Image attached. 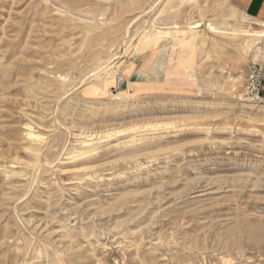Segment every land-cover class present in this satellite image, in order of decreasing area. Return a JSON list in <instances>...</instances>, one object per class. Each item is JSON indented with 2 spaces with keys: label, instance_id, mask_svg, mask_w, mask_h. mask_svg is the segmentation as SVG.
I'll use <instances>...</instances> for the list:
<instances>
[{
  "label": "rangeland",
  "instance_id": "374dc122",
  "mask_svg": "<svg viewBox=\"0 0 264 264\" xmlns=\"http://www.w3.org/2000/svg\"><path fill=\"white\" fill-rule=\"evenodd\" d=\"M258 23L235 0H0V264H264Z\"/></svg>",
  "mask_w": 264,
  "mask_h": 264
},
{
  "label": "built area",
  "instance_id": "2783aa9c",
  "mask_svg": "<svg viewBox=\"0 0 264 264\" xmlns=\"http://www.w3.org/2000/svg\"><path fill=\"white\" fill-rule=\"evenodd\" d=\"M264 91L263 67L258 63H252L248 68L245 87L242 96L245 99H260Z\"/></svg>",
  "mask_w": 264,
  "mask_h": 264
},
{
  "label": "crops",
  "instance_id": "0c3cea01",
  "mask_svg": "<svg viewBox=\"0 0 264 264\" xmlns=\"http://www.w3.org/2000/svg\"><path fill=\"white\" fill-rule=\"evenodd\" d=\"M235 2L246 16L264 20V0H235Z\"/></svg>",
  "mask_w": 264,
  "mask_h": 264
},
{
  "label": "bare ground",
  "instance_id": "6f19581e",
  "mask_svg": "<svg viewBox=\"0 0 264 264\" xmlns=\"http://www.w3.org/2000/svg\"><path fill=\"white\" fill-rule=\"evenodd\" d=\"M258 21L260 22V23H258L259 26L262 27L261 29H259V30L243 29V30H241V33L244 34V35H246V36L261 37L263 35L264 20H259L258 19ZM208 25H209V23H208ZM174 26H175L174 28H176L177 25H174ZM196 27H199V24L198 23H196L195 25H192V26L189 25V29H193V28H196ZM210 28L213 29V30H215V28L213 26H211V25H210Z\"/></svg>",
  "mask_w": 264,
  "mask_h": 264
}]
</instances>
